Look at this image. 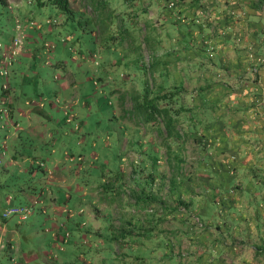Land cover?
Masks as SVG:
<instances>
[{"label":"crops","instance_id":"1","mask_svg":"<svg viewBox=\"0 0 264 264\" xmlns=\"http://www.w3.org/2000/svg\"><path fill=\"white\" fill-rule=\"evenodd\" d=\"M113 1L121 3L119 12L129 17L137 18L145 13L153 16L149 10L153 6L161 18L157 40H151L152 49H157L151 60L155 64L153 72L159 78L152 85L180 91L172 106L181 108L177 123L181 136H166L163 125L159 127L154 121L127 123L122 133L115 128L112 136H118L115 145H119L120 151L124 147L123 150L132 153L137 151L140 157L137 163L129 158L126 169L122 164L123 154L118 156L119 167L108 168L109 175L103 176L108 192L112 197L118 193L131 195L140 192V184L151 182L149 173L156 172V180L163 177L157 173L161 170L159 162L166 143L179 146L180 151L189 144L192 151L200 148L204 153L201 159H196V168L188 172L192 185L183 181V185H189L186 193L177 188L171 196L179 195L186 203L170 198L167 202L152 203L110 198L87 206L91 232L99 233L104 222L109 224L115 238L113 254L122 260L121 264H133V259L145 264L139 247L149 245L156 264H264V186L257 188L251 172L253 164L264 170V75L259 72L264 63L257 60L264 50V13L261 15L253 8V0ZM147 25L154 29L151 20ZM96 44L99 46L100 41ZM193 81L195 85L188 89L186 85ZM113 115L117 116L114 112ZM204 145L208 147L204 149ZM152 146L159 152L157 165L150 158ZM169 150L172 156L165 149L163 169L165 163L177 165L175 154L180 153L173 148ZM180 169L176 166L179 180L184 179ZM55 171H60L56 177L63 181L62 169L56 166ZM228 174L238 187L221 191L219 183L206 181L210 177L224 179ZM201 181L205 182V188ZM179 184L180 181L178 187ZM211 184L214 186L209 192ZM203 189L206 199L214 204L201 201ZM168 190V193L155 192L164 199L172 191ZM19 194L21 200L35 196L25 189ZM222 197L225 202L221 201ZM254 198L260 200L253 202ZM52 206L62 211L59 205ZM194 217L200 219L195 221ZM8 228L10 234L17 229L8 221L0 223L3 234ZM14 241L12 234L6 237L10 264H29L39 257L31 246L22 247ZM40 253L45 264H54L48 261L44 251Z\"/></svg>","mask_w":264,"mask_h":264},{"label":"rangeland","instance_id":"2","mask_svg":"<svg viewBox=\"0 0 264 264\" xmlns=\"http://www.w3.org/2000/svg\"><path fill=\"white\" fill-rule=\"evenodd\" d=\"M5 1H0V69L6 66L9 90L2 91L4 75L0 74V209L19 202L20 187L36 196H30L34 202L27 217L11 215L1 224L8 221L11 227H17L11 232L14 242L31 246L39 256L29 264H45L40 250L54 264H121L122 260L113 254L115 238L109 224L104 222L99 233L91 232L92 221L86 217V210L88 205L110 198L118 201L128 197L127 193L112 197L102 187L106 183L102 176L108 168L119 167L120 154L124 157L122 164H128L131 157L134 163L139 162V153L123 150L124 147L120 151L115 145L118 136L112 135L115 128L122 133L125 124L143 122L123 109L131 108L130 92L139 91L143 79L151 85L159 79L148 65L156 54L151 40H157L161 18L153 6L149 9L153 16L145 13L134 19L123 12L121 38L101 45V38L119 35V18L109 16L113 18L109 25L100 15L96 25L92 21L85 24V17H68L52 5ZM108 4L114 7L113 14L122 5L113 0H108ZM72 6L97 20L86 0H72ZM148 20L153 23V30L147 25ZM110 47L115 50L106 52ZM259 72L264 75V68ZM195 82L187 88L191 89ZM122 93L125 99L121 105ZM154 123L163 125L159 117ZM171 148L182 156L179 174L184 179L178 189L186 193L189 185H183V181L192 185L188 172L196 168V159H201L204 151H192L189 144L183 147L184 151L176 145ZM162 149L157 175L164 176L154 178L151 186L154 191L168 193L169 177L176 173V166L165 163L162 168L166 147ZM56 166L62 169L63 181L56 177L60 175ZM11 234L9 228L4 234L0 231L5 241ZM150 246L139 250L143 251L145 264H156L149 253ZM10 262L5 247L1 248L0 264Z\"/></svg>","mask_w":264,"mask_h":264},{"label":"trees","instance_id":"3","mask_svg":"<svg viewBox=\"0 0 264 264\" xmlns=\"http://www.w3.org/2000/svg\"><path fill=\"white\" fill-rule=\"evenodd\" d=\"M4 3H6L5 0H0ZM29 2L34 3L37 6H44V5H52L55 6L57 8H59L62 12H64L68 17H74L75 14H77L78 16H82L85 17V24H97L98 23V19L99 16L102 15V21L107 20L109 21V25L110 23H112V19L113 18H109V16H114V18H119V28H118V32L119 35L116 36L114 34L110 35L109 38L102 40L101 38V45L103 44H108L112 39L115 40V38H121L120 34L121 31L124 30L122 29L123 23L124 22V17L121 15L123 14V12H116L115 14H113V10L111 9L110 5L108 4V0H86L87 4H90L93 11L96 13L97 16V20L95 21V19L91 16L88 15L87 13L85 14L82 10L79 9H75L72 6V0H29ZM253 8L256 10H259L260 12L262 11V7L264 6V0H253ZM110 13V14H108ZM135 19V17H132ZM92 21V23H91ZM101 26V25H100ZM126 28V27H125ZM102 29L106 30V26H103ZM123 37V35H122ZM107 49V48H105ZM112 49L115 50V48H109L107 49L106 52H110ZM137 60V59H136ZM112 64L115 63L114 61L111 62ZM111 63H107L108 65ZM154 63L153 61H151L149 63V68H152V70H154ZM148 66H144L143 69L148 70ZM0 74H2V72L0 71ZM3 75V74H2ZM1 88L3 92H8L9 88L4 86V81L1 84ZM180 88V87H179ZM161 92V93H160ZM179 90H176L175 88H171V89H161L159 88L157 85H151L148 81V79H143V86L141 87V89L139 91H132L130 92V98H131V108L130 109H123L124 112H126L127 114H129L130 116H136L138 118V120L143 121V123L146 122H150V121H154L157 117L161 118L162 123H163V127L165 129L166 132V136H181V133L179 131V128L177 127V123L179 121V116H180V107H176L174 108L172 105L174 102H176V96L179 95ZM120 97V103L121 105L124 102V97L125 95H123V93L119 96ZM175 97V98H174ZM163 99V100H162ZM164 101V102H163ZM186 115V114H184ZM183 115V116H184ZM196 131V130H194ZM198 133V130L196 131ZM200 137H202V134L199 133ZM205 142V141H204ZM166 150L169 151V154L171 153V151L169 150V148H171L170 144H165ZM207 145H204L203 148H207ZM140 147L138 146V149ZM179 148V146H178ZM150 158L152 159V164L157 165L158 164V159H159V152L158 149H154L153 146L150 147ZM172 156V154H170ZM178 157V159H177ZM175 158L177 159L176 161V166L181 165V161H182V156L175 154ZM39 164H41V162H39ZM119 171V169L117 170ZM263 169H260V166L257 164H253L251 166V172L253 175V180H254V184L257 186V188L264 186V174H263ZM107 175H109L108 172H106ZM105 174H103L104 176ZM106 175V176H107ZM156 175V172L154 173H149L147 176L149 177V182L154 180V177ZM102 176V178H103ZM209 179H211V182H217L219 183L218 185H221L222 189L221 191H227V190H231V188L233 187H238V183H235L234 178L231 177V174L226 175V177L223 179L221 178H217V177H210L207 178L206 181H208ZM213 179V180H212ZM180 180L178 179V177L175 174H172V176L169 177V183H170V189L172 191H170L169 196L166 195V197L163 199L161 198V194H157V192H155L154 190H152V186H151V182L149 184H140L138 186V188L140 189V192H134L131 195H128L127 199L132 198L134 202H140V203H152V202H157V201H161V202H167L169 200V198L175 202L178 203H186L185 199L181 196H177V198L175 197H171L173 196V194H175L174 190H177L178 186H177V182H179ZM106 183L102 186L104 188V190L108 192V183L107 181H105ZM210 182V183H211ZM148 183V182H147ZM203 188L205 182L201 181L200 182ZM204 183V184H203ZM148 185V186H147ZM213 186L211 184L209 189V192L212 191ZM23 187H20V190H23ZM31 190V189H30ZM205 191V189H203L202 191V196H201V201L204 203H209L212 205L214 204V201H211L210 199H206L205 193H203ZM20 195V194H19ZM33 195H35V192L33 193ZM36 196V195H35ZM17 197V196H16ZM135 197V198H134ZM213 197L214 194H213ZM258 200L260 199H256L254 198L253 202H258ZM264 200V199H263ZM222 202H225V198L222 197L221 198ZM23 202H25V204H30L33 203L34 201L31 200H25L19 198V202L16 204H23ZM216 202V201H215ZM8 217H2L1 216V209H0V223L7 220ZM6 249V247H5Z\"/></svg>","mask_w":264,"mask_h":264},{"label":"built area","instance_id":"4","mask_svg":"<svg viewBox=\"0 0 264 264\" xmlns=\"http://www.w3.org/2000/svg\"><path fill=\"white\" fill-rule=\"evenodd\" d=\"M226 1H236V0H226ZM172 4V2H170ZM17 42V40H14V44ZM257 60L259 62H264V56H258ZM3 65V64H2ZM4 67L0 69L2 74L4 75V86L7 87L9 84L8 79H7V69L6 66L3 65ZM31 205L30 204H12L9 205L8 207H5L1 209V216L2 217H10L11 215H16L19 219H23L27 217L28 213L31 210ZM6 247V241L0 236V249Z\"/></svg>","mask_w":264,"mask_h":264}]
</instances>
